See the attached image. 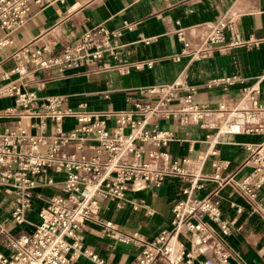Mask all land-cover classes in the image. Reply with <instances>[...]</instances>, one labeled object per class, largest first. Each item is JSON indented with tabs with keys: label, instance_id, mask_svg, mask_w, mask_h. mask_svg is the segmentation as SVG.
Instances as JSON below:
<instances>
[{
	"label": "built area",
	"instance_id": "1",
	"mask_svg": "<svg viewBox=\"0 0 264 264\" xmlns=\"http://www.w3.org/2000/svg\"><path fill=\"white\" fill-rule=\"evenodd\" d=\"M29 1L0 0V29L10 33L20 27L27 18ZM119 34V29L110 30L98 24L58 48L50 44L21 47L13 53L16 63L0 69V94L12 95L14 108L20 105L24 111L31 109L35 95L10 80L14 73L22 78L29 71L90 65L115 50ZM178 36L179 55L204 57L215 46L240 43L236 18L228 10L217 17L195 47H190L181 29ZM242 80L237 75H226L210 78L205 85H232ZM195 90L193 84L176 81L143 87L140 92L146 98L133 101L132 108L111 111V125L98 112L88 111L82 104L75 109L63 107L59 96H48L38 110L31 109L21 115L50 118L54 123L52 134L43 132L42 121H30V126L38 128L37 133L28 132L22 124L0 128V191L13 196L11 218L15 223L25 221L24 212L30 205L36 175L46 169L65 173L63 193L51 195L40 207L39 220L30 232L13 234L0 222V239L9 250V254L0 251V264H71L79 255L88 256L94 264H112L83 245L79 232L82 222L94 219L113 227L112 221L102 220L98 214L101 200L114 197L121 206L128 187L159 186L168 175L180 176L187 182L171 208V228L162 229L149 240L136 231L117 235L120 242L138 246L132 264H194L201 255L199 264H245L234 260L225 243L231 229L230 221L220 210V195L213 191L198 196L194 190L207 177L199 172V164L209 154L216 153L223 133H264V105L259 103L258 88L254 85L241 88L249 106H228L221 102L212 107L195 100ZM8 110L0 111V116ZM155 115L172 117L183 125L195 124L204 131V149L196 160L188 155H170L165 148L169 132L152 122ZM64 117H74L75 126L63 129ZM71 140L76 144L74 151L65 148ZM245 146L248 149L245 162L251 169L237 182V188L254 200L263 186L260 175L264 168V139ZM88 148L92 151H87ZM223 166V160L213 163L212 178L219 179ZM255 204L264 219V201ZM241 209L236 206V211Z\"/></svg>",
	"mask_w": 264,
	"mask_h": 264
},
{
	"label": "crops",
	"instance_id": "2",
	"mask_svg": "<svg viewBox=\"0 0 264 264\" xmlns=\"http://www.w3.org/2000/svg\"><path fill=\"white\" fill-rule=\"evenodd\" d=\"M226 10L236 18L240 43L215 46L204 57L179 55V29L193 48ZM98 24L110 30L119 29L118 46L112 52L87 66L52 67L29 71L22 78H18V73L10 77L22 90L34 93L31 109L38 110L48 96H59L63 107L75 109L82 104L86 110L98 112L111 125V111L132 108L133 101L146 98L140 89L175 81L195 85V100L212 107L221 102L228 106H249L241 88L254 85L258 88V101L264 105V0H30L27 18L20 27L10 33L0 29V69L12 67L16 63L13 53L25 45L50 44L58 48ZM228 36L226 30V40ZM226 75H237L243 80L232 85H205L210 78ZM5 108L9 110L0 116V128L22 124L28 132L37 133L38 128L30 126V121H42L44 133L54 132L50 118L24 117L21 114L26 110L20 105L14 108L12 95L0 94V111ZM152 122L169 132L165 148L172 157L188 155L196 160L203 151L204 131L197 125H183L172 117L158 115L152 117ZM75 124L74 117L62 120L63 129H71ZM263 139L264 133H223L216 153L209 154L199 164V172L207 177L194 190L198 196L210 195L213 191L220 195V210L230 221L231 229L224 238L225 243L234 260L245 264H264V219L255 209V201H264V168L260 175L263 186L255 201L238 190L237 182L251 169L245 162L248 156L245 145L257 144ZM65 148L76 150L75 141H68ZM87 151L91 152L92 148ZM216 160L224 161L219 179L212 178ZM64 177L63 171L52 169L36 175L22 223H15L11 218L13 196L0 191V222L13 234L30 232L39 220L40 207L51 195L63 193ZM186 184L182 177L168 175L159 186L128 187L121 206L114 197L101 200L98 214L114 226H104L94 219L84 220L79 229L83 245L112 264H132L138 246L120 242L117 235L136 231L149 240L162 229H170L171 208ZM236 206L242 209L236 211ZM0 251L9 254L1 239ZM200 259L202 255L194 264H199ZM71 264L94 263L88 256L79 255Z\"/></svg>",
	"mask_w": 264,
	"mask_h": 264
}]
</instances>
